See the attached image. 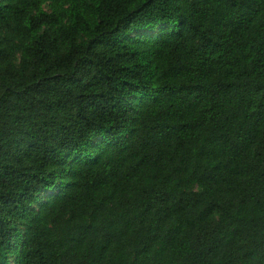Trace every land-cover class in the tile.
I'll list each match as a JSON object with an SVG mask.
<instances>
[{"label":"trees","instance_id":"trees-1","mask_svg":"<svg viewBox=\"0 0 264 264\" xmlns=\"http://www.w3.org/2000/svg\"><path fill=\"white\" fill-rule=\"evenodd\" d=\"M0 264H264V0H0Z\"/></svg>","mask_w":264,"mask_h":264}]
</instances>
